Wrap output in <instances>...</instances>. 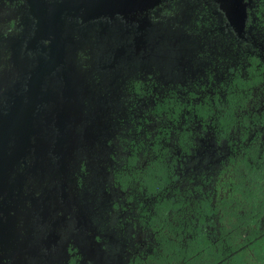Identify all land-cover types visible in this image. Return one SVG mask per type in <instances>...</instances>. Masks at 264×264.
Instances as JSON below:
<instances>
[{
  "label": "rangeland",
  "instance_id": "obj_1",
  "mask_svg": "<svg viewBox=\"0 0 264 264\" xmlns=\"http://www.w3.org/2000/svg\"><path fill=\"white\" fill-rule=\"evenodd\" d=\"M206 1L230 24L204 25V0H0V264H177L162 241L177 242L201 194L239 223L224 234L255 250L264 80L230 81L245 54L264 59V31L245 22V1ZM204 94L227 97L216 129L193 111L190 124L156 113ZM155 140L181 164L157 200L127 182ZM172 197L180 211L142 221Z\"/></svg>",
  "mask_w": 264,
  "mask_h": 264
},
{
  "label": "trees",
  "instance_id": "obj_2",
  "mask_svg": "<svg viewBox=\"0 0 264 264\" xmlns=\"http://www.w3.org/2000/svg\"><path fill=\"white\" fill-rule=\"evenodd\" d=\"M66 60L68 64V59ZM73 89L75 96H78L75 87ZM168 105L164 104V101L162 104L157 103L156 113H166V116L173 121L176 120L174 117L185 115L184 105L176 103L174 110L163 109ZM201 107L198 105L194 110L197 115L204 116L205 109ZM187 134L188 131L179 136L177 141L179 145L183 144L184 137ZM179 145L178 147H180ZM144 146L146 147V143ZM149 147L150 151L153 152L150 154L152 156L151 164L145 170L139 169L137 172L132 168L131 176H128L129 180L127 182H131L133 187L138 185L140 190L145 192V196L153 198L156 195L157 200L165 197L162 194L167 186L177 179L176 174L179 172L181 164L178 158L169 160L168 149L159 151L156 147V140L154 142L149 141L147 148ZM180 148V153L185 151L183 147ZM187 150L189 149L187 148ZM176 155H178L177 152ZM134 157L136 159L137 154H134ZM205 181V177L203 179L201 175V183L204 184ZM117 183L124 184L120 178H118ZM200 197H205V195L201 194L196 199L197 201L192 208L191 219H183L181 216L178 226L173 228L177 233V242L173 240L162 241L165 250L163 258H169L170 262L175 261L177 264H264V248H262L264 246V232L250 235L253 241L252 248H255V250L247 247L251 245L249 241L242 247L235 245L232 241L234 238L233 233H230L232 230L226 232V235L223 231H226L228 227L238 229L239 223L233 224V221H236L235 219H231L230 222L222 221L217 206L210 200L201 199ZM180 210L181 202L175 201L173 197L171 200L157 201L156 220H159V216H162L163 221L166 222L170 212ZM251 219L254 220L255 217ZM248 220L250 219H247V222Z\"/></svg>",
  "mask_w": 264,
  "mask_h": 264
},
{
  "label": "flooded vegetation",
  "instance_id": "obj_3",
  "mask_svg": "<svg viewBox=\"0 0 264 264\" xmlns=\"http://www.w3.org/2000/svg\"><path fill=\"white\" fill-rule=\"evenodd\" d=\"M244 1L246 2V13H247V15L245 17L247 19V21L245 20V22L253 23V24H255L256 30L261 29L264 31V0H253V1L243 0V2ZM203 4H205L203 7L205 8V11L207 12L206 19L203 18L204 25H209L211 22H213L215 20H218V23L223 24L224 28H225V24H227V23L230 24V20L227 18L225 12L221 11L222 14H219V13L211 14L209 12V8H210L209 3L206 0H204ZM62 14L64 15V13H62ZM65 15H67V14L65 13ZM37 31H39V30L37 29ZM33 32L32 33L30 32V33L33 35L34 34ZM25 37L23 40H26ZM23 42H25V41H23ZM66 58H68V57H66ZM47 63H48V60H46V62L43 61L41 64L40 70H42L43 67L47 66L46 65ZM240 67H242L246 71L247 75L245 73L244 76H240V71L242 69H239L237 72L234 71L233 72L234 76H233L232 80L230 81L232 84H234L235 82H238L239 79L240 80H246L245 84L247 82H253L255 80L259 83L263 82V80H264V59L262 57H260V56H248L245 54V56L242 60V65H240ZM230 70H231V68H230ZM43 74H50L51 75V73L47 72V71H45ZM53 79L56 82L58 81L54 76H53ZM47 92L49 94V90ZM50 92H53V91L50 90ZM43 94H46L48 96V103L47 104L51 105L53 103V100L49 98V95L47 93H43ZM74 100H76L75 95H74ZM227 103H228V101H227L226 95L225 96H223V95L219 96L216 94L215 95L214 94L213 95H211V94L205 95L204 94L199 99H197L195 101V104L193 103V101H190V103L188 105H186L185 103H178V104H181V105L184 104V109H185L184 114L185 115H182V119H183L185 124H186V122H188L190 124L191 121H189V114H191V112L193 111L194 117L192 116V118H195V117L199 118L198 120L204 121L207 116H210L211 119L213 120V122H211L209 125H213L214 126L213 129H216L217 127H219V121L222 117V112L224 111V106H226ZM198 105L202 106L205 109V111L207 110V108H209V111H207L206 114L204 113V116H206V117H198L197 113L194 110ZM195 123L198 124L197 122H195ZM198 126H199V124H198ZM64 173H62V178L67 177L66 174L64 175ZM132 188H133V186L131 185V189ZM153 198H155L154 200H156V195ZM154 209H155L154 212H156V202L154 204ZM263 213H264V207L261 206L260 210L257 211V209H255V213L253 216L259 220L261 218V216L263 215ZM189 216L191 217V215H189ZM156 217H157V214H154V215L150 214V217L142 218V221H145L146 223H148L149 226H154L153 222L156 221ZM190 217H186V218L188 220H190L191 219ZM260 228H261V224L259 226V229ZM259 229H258V232L255 231V233H259ZM262 232H264V231H262ZM155 243H156V241H155ZM125 262H126V258L124 259L123 263L125 264Z\"/></svg>",
  "mask_w": 264,
  "mask_h": 264
},
{
  "label": "water",
  "instance_id": "obj_4",
  "mask_svg": "<svg viewBox=\"0 0 264 264\" xmlns=\"http://www.w3.org/2000/svg\"><path fill=\"white\" fill-rule=\"evenodd\" d=\"M63 12H61V14H62ZM64 25V24H63ZM69 90H70V92H73L74 93V89H73V86H69Z\"/></svg>",
  "mask_w": 264,
  "mask_h": 264
}]
</instances>
